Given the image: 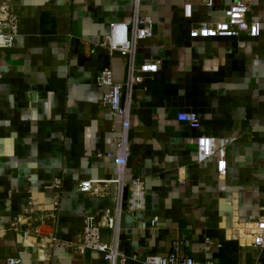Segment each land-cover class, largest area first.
Returning <instances> with one entry per match:
<instances>
[{
  "label": "crops",
  "instance_id": "obj_1",
  "mask_svg": "<svg viewBox=\"0 0 264 264\" xmlns=\"http://www.w3.org/2000/svg\"><path fill=\"white\" fill-rule=\"evenodd\" d=\"M185 1L141 0L155 36L140 43L137 62L163 63L138 88L130 119L124 179L143 181L144 205L140 219L130 227L120 221L117 231L104 228L102 240L116 245L126 264L166 256L175 241L180 255L197 264H264V248L253 246L257 222L264 220V0L253 2L258 37L213 39L194 36L192 28L222 18L232 0L196 5L191 19L184 16ZM12 5L19 37L13 49L0 51V264H110L100 252L61 247L49 258L11 223L24 212L30 187L41 209L50 205L48 186L56 177L64 180L62 239L76 241L89 216L116 212V187L98 197L80 192L78 184L117 175L114 158L106 155L117 152L122 118L101 105L107 89L98 76L111 67L122 83L127 61L99 43L112 22L131 21L134 0ZM185 113L197 114L200 128L180 121ZM202 135L233 140L225 177L218 176L215 159L199 165Z\"/></svg>",
  "mask_w": 264,
  "mask_h": 264
},
{
  "label": "built area",
  "instance_id": "obj_2",
  "mask_svg": "<svg viewBox=\"0 0 264 264\" xmlns=\"http://www.w3.org/2000/svg\"><path fill=\"white\" fill-rule=\"evenodd\" d=\"M13 0H4L0 6V51L13 49L19 37V18L12 5ZM254 0H232L225 9L222 18L210 19L198 23L192 28V34L203 39L258 37L261 25L253 12ZM141 0H134L132 19L130 22H112L109 33L99 43L110 55L119 53L127 61L126 78L122 83H116L111 67L104 68L98 76V85L106 88L100 103L115 116L122 118V129L118 139L115 154L107 153V157L114 158L117 175L111 179H90L81 181L78 189L82 193L105 197L112 187H116V212L106 211L102 218L89 216L85 219L84 230L76 241H67L58 234V219L62 205L63 177H56L48 186L52 192V201L46 208H40L33 197V188H29V200L24 212L11 223V230L19 232L24 239L37 242L43 247L46 256L53 258L54 251L61 247L72 250L80 255L88 251L100 252L110 264L120 262L126 264L128 259L118 251L113 243L102 240V230L109 228L117 231L120 228L121 216L125 213L133 214L144 205L145 187L141 179L125 182V171L129 158L131 112L136 104V93L147 77L159 73L163 67L161 59L148 58L142 63L137 62L139 45L155 36V25L151 16L141 11ZM204 5L214 8V0H186L184 16L193 17V7ZM3 75L0 73V81ZM179 120L187 123L192 129L201 126L199 117L195 113L179 115ZM232 139L202 135L197 138V158L199 165H204L210 159L216 160L217 174L220 178L227 175V147ZM41 209V210H40ZM156 228L158 219L151 223ZM3 231L0 230V234ZM208 248L213 245L208 241ZM253 246L264 248V220L257 222ZM132 261L139 262L134 256ZM144 264H197L189 256H181L178 242H173L171 252L166 256L149 255ZM9 264H19V261L9 260ZM208 264V263H206Z\"/></svg>",
  "mask_w": 264,
  "mask_h": 264
},
{
  "label": "water",
  "instance_id": "obj_3",
  "mask_svg": "<svg viewBox=\"0 0 264 264\" xmlns=\"http://www.w3.org/2000/svg\"><path fill=\"white\" fill-rule=\"evenodd\" d=\"M141 218V214L140 213H133V214H127V213H124L122 216H121V223L122 222H127V226L130 227L132 225V223L136 220V219H140Z\"/></svg>",
  "mask_w": 264,
  "mask_h": 264
}]
</instances>
